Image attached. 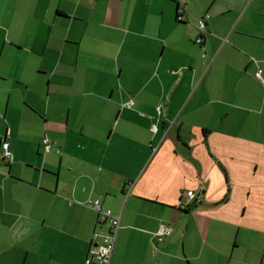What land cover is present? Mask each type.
<instances>
[{"label": "crops", "instance_id": "obj_1", "mask_svg": "<svg viewBox=\"0 0 264 264\" xmlns=\"http://www.w3.org/2000/svg\"><path fill=\"white\" fill-rule=\"evenodd\" d=\"M94 198L110 264H264V0H0V264H86Z\"/></svg>", "mask_w": 264, "mask_h": 264}, {"label": "built area", "instance_id": "obj_2", "mask_svg": "<svg viewBox=\"0 0 264 264\" xmlns=\"http://www.w3.org/2000/svg\"><path fill=\"white\" fill-rule=\"evenodd\" d=\"M178 13L183 14V8H179ZM211 18L209 13L204 14L197 22V27L200 30V37L197 38V43H203V33L207 32V23ZM262 70L258 69L256 72V77L261 78ZM131 104V102H129ZM163 111V105L159 104L157 106L158 116L160 117ZM153 132L157 130V125H153ZM54 141L50 139L48 136H45L42 140V145L45 153H51L55 151L53 147ZM4 149V157L7 160H11L13 158V154L10 151V145L7 140L3 142ZM195 191L189 190L187 192V198L185 202L181 203V207L184 208L186 205L190 204L194 199ZM87 206L93 209L98 213V222L101 224H108V229L103 231H95L92 237L91 247L89 249V254L86 258V264H91L96 262L97 264H110L113 249L116 241V237L120 228V216L115 214L111 209L104 208L100 199H90L87 202ZM172 232L171 224H163L160 226L158 231L154 234L155 240L157 243L164 241V236L168 235Z\"/></svg>", "mask_w": 264, "mask_h": 264}, {"label": "trees", "instance_id": "obj_3", "mask_svg": "<svg viewBox=\"0 0 264 264\" xmlns=\"http://www.w3.org/2000/svg\"><path fill=\"white\" fill-rule=\"evenodd\" d=\"M177 20H179V21H182V19H181V15L179 14V13H177ZM6 139H4V141H5ZM3 145V144H2ZM11 151V150H10ZM12 153V152H11ZM3 155H4V150H3ZM94 199H100L101 200V198H94ZM89 201V200H88ZM87 201V202H88ZM87 202H86V206H87ZM102 202V201H101ZM90 208V207H89ZM97 215H98V213H97ZM108 225V224H107ZM120 227H121V223H120ZM107 229H108V227H107ZM120 229V228H119ZM119 232V231H118ZM171 233H169L168 235H170ZM118 235V234H117ZM167 235H165L164 236V239H165V237H166ZM116 240H117V237H116ZM91 243H92V240H91ZM115 245H116V241H115ZM115 245H114V249H115ZM114 249H113V252H114ZM89 254V253H88ZM88 254H87V256H88ZM112 256H113V254H112ZM87 258V257H86ZM112 259V258H111ZM85 262H86V260H85ZM111 262V261H110ZM91 264H97L96 262H93V263H91Z\"/></svg>", "mask_w": 264, "mask_h": 264}]
</instances>
